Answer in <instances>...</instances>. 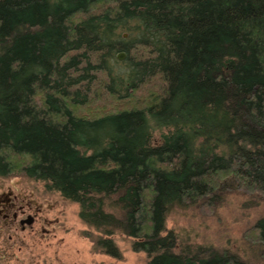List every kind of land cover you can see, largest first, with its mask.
<instances>
[{"label":"trees","instance_id":"trees-1","mask_svg":"<svg viewBox=\"0 0 264 264\" xmlns=\"http://www.w3.org/2000/svg\"><path fill=\"white\" fill-rule=\"evenodd\" d=\"M88 69L129 109L74 115ZM156 128L171 132L155 143ZM13 173L77 202L98 252L120 258L119 232L148 264H246L175 253L165 220L226 177L264 195V0H0V176ZM255 229L264 242L263 218Z\"/></svg>","mask_w":264,"mask_h":264},{"label":"rangeland","instance_id":"rangeland-1","mask_svg":"<svg viewBox=\"0 0 264 264\" xmlns=\"http://www.w3.org/2000/svg\"><path fill=\"white\" fill-rule=\"evenodd\" d=\"M108 6L113 7V4H101L99 9ZM99 9L93 13H98ZM120 33L127 37L126 32ZM121 52H116V60L133 58V55L122 52L124 58L120 60L117 54ZM74 54L68 53V56ZM62 61L65 64V60ZM84 65L85 62L77 65L79 69L71 74L81 73ZM86 73L88 79L82 83L88 88L78 86L82 93H86V101L78 105L68 104L74 115L90 118L91 114L97 116L129 109L130 102L124 98L126 93L121 98L103 87V84H109L107 75L90 69ZM150 80L157 84V93L167 94V84L161 76ZM52 97L58 98L55 94ZM34 100L43 104L44 94L38 91ZM170 132L167 128L154 129V142H160V138ZM199 145H193L195 153ZM18 206L34 214L32 230L21 231L18 225H10L11 209ZM79 208L77 202L51 189L44 180L23 173L0 176V264H148L146 253L132 250V238L119 232L111 238L120 251V258L96 251L92 238L98 233L79 218ZM261 218L264 219V195L238 188L235 178L230 176L207 194L174 204L166 216L165 230L176 235L175 253L196 256L198 248H204V256L210 252H226L246 264H264V242L258 239L255 229Z\"/></svg>","mask_w":264,"mask_h":264},{"label":"flooded vegetation","instance_id":"flooded-vegetation-1","mask_svg":"<svg viewBox=\"0 0 264 264\" xmlns=\"http://www.w3.org/2000/svg\"><path fill=\"white\" fill-rule=\"evenodd\" d=\"M15 197V196H14ZM15 198H13L14 200ZM11 218L8 221L11 223L10 225H18L21 231H24L26 228L29 230L33 229V225L35 222L34 214L28 213L23 206H18L17 208L11 209ZM6 216V212L4 213V217ZM14 222V223H12ZM14 229H18L17 227H13Z\"/></svg>","mask_w":264,"mask_h":264},{"label":"water","instance_id":"water-1","mask_svg":"<svg viewBox=\"0 0 264 264\" xmlns=\"http://www.w3.org/2000/svg\"><path fill=\"white\" fill-rule=\"evenodd\" d=\"M117 58L120 59V60L123 59L124 58V53H122V52L118 53L117 54Z\"/></svg>","mask_w":264,"mask_h":264}]
</instances>
